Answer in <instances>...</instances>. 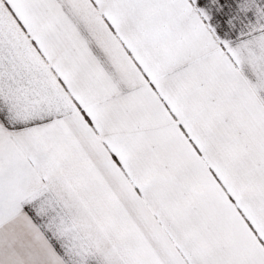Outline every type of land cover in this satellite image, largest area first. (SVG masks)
Returning <instances> with one entry per match:
<instances>
[{"label": "snow or ice", "instance_id": "obj_1", "mask_svg": "<svg viewBox=\"0 0 264 264\" xmlns=\"http://www.w3.org/2000/svg\"><path fill=\"white\" fill-rule=\"evenodd\" d=\"M0 264H264V0H0Z\"/></svg>", "mask_w": 264, "mask_h": 264}]
</instances>
